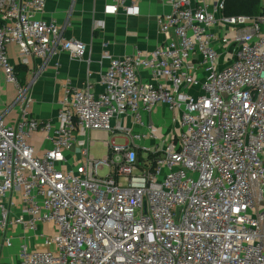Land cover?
Listing matches in <instances>:
<instances>
[{
    "label": "built area",
    "instance_id": "obj_1",
    "mask_svg": "<svg viewBox=\"0 0 264 264\" xmlns=\"http://www.w3.org/2000/svg\"><path fill=\"white\" fill-rule=\"evenodd\" d=\"M194 1L167 0L163 45L104 51L100 93L67 82L53 121L30 116L29 84L7 47L28 65L64 51L82 57L87 46L36 17L45 0H0V69L20 107L14 123L0 116V248L20 240L19 264H264V0L258 14L233 16L225 0L212 9ZM119 10L138 13L112 0L107 11ZM158 104L176 113L175 133L143 124ZM126 116L142 129L125 127ZM34 134L50 143L40 155ZM41 224L55 230L31 248L26 232Z\"/></svg>",
    "mask_w": 264,
    "mask_h": 264
},
{
    "label": "crops",
    "instance_id": "obj_2",
    "mask_svg": "<svg viewBox=\"0 0 264 264\" xmlns=\"http://www.w3.org/2000/svg\"><path fill=\"white\" fill-rule=\"evenodd\" d=\"M130 1L135 2L138 8L136 15H128L121 10L117 13L108 12L112 0H45L43 11L37 13L36 17L55 22L62 38L81 42L87 46V50L82 57L64 51L47 59L31 58L28 65H22L17 46L8 45L7 53L17 77L29 84L33 100L31 117L55 121L67 82L72 87H90L95 93H100L103 90L101 76L109 65L108 59L103 57L104 51L112 57H123L132 55L135 51L148 53L167 41L158 23L160 17L171 11L167 0H127V3ZM203 1L212 9L217 0ZM194 2L200 3L199 0ZM222 13L224 15L223 11ZM139 76L143 80H152L153 77L144 68L139 69ZM19 115L15 86L5 80L0 69V116L14 123ZM175 117L176 113L167 105L158 104L151 113L143 115V124L152 123L162 134H167L171 131ZM122 124L133 132L142 129L129 116L122 119ZM93 135L96 138L104 137L100 133ZM113 140L115 143L117 140L120 144L126 143L121 136H116ZM30 142L38 155L50 148V143L41 134L32 135ZM141 144L148 146L150 141L145 140ZM20 231V228H16L15 234H21ZM19 242L20 240L15 239L12 247L0 248V264H19Z\"/></svg>",
    "mask_w": 264,
    "mask_h": 264
},
{
    "label": "rangeland",
    "instance_id": "obj_3",
    "mask_svg": "<svg viewBox=\"0 0 264 264\" xmlns=\"http://www.w3.org/2000/svg\"><path fill=\"white\" fill-rule=\"evenodd\" d=\"M177 130L175 119L172 122L171 125V132L175 133ZM118 144H120V141H116ZM90 154H92L95 157H102L104 155V148H103V142L100 139L95 140V143L90 148ZM146 151L142 150L143 157L145 156ZM106 169L101 170L100 174H105ZM53 230H55L54 227L47 226L46 224H41L38 228V230L35 233L32 232H26V240L29 242V245L31 248H37L43 245L42 239L39 237L40 234H50ZM19 233H22L20 231Z\"/></svg>",
    "mask_w": 264,
    "mask_h": 264
},
{
    "label": "trees",
    "instance_id": "obj_4",
    "mask_svg": "<svg viewBox=\"0 0 264 264\" xmlns=\"http://www.w3.org/2000/svg\"><path fill=\"white\" fill-rule=\"evenodd\" d=\"M259 11V0H225V6L223 10L224 15L226 16L239 14L256 15L259 13Z\"/></svg>",
    "mask_w": 264,
    "mask_h": 264
}]
</instances>
